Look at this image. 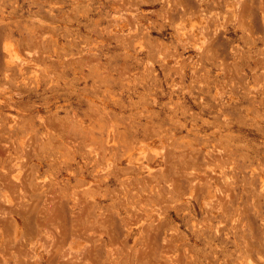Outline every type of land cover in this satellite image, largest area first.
<instances>
[{
	"label": "rangeland",
	"instance_id": "1",
	"mask_svg": "<svg viewBox=\"0 0 264 264\" xmlns=\"http://www.w3.org/2000/svg\"><path fill=\"white\" fill-rule=\"evenodd\" d=\"M0 264H264V0H0Z\"/></svg>",
	"mask_w": 264,
	"mask_h": 264
},
{
	"label": "bare ground",
	"instance_id": "2",
	"mask_svg": "<svg viewBox=\"0 0 264 264\" xmlns=\"http://www.w3.org/2000/svg\"><path fill=\"white\" fill-rule=\"evenodd\" d=\"M98 162L100 163V161H98ZM99 163H98V165H100ZM81 172H82V170H81ZM82 173H83V172H82ZM47 175H48V174H47ZM49 175H50V174H49ZM50 177H51V176H50ZM14 178H15V177H14ZM81 178L84 179V177H81ZM47 179H48V178H47ZM78 179H79V178H78ZM82 179H81V180H82ZM79 180H80V179H79ZM81 180H80V182H81ZM16 181H17V180H16ZM47 181H48V180H47ZM83 181H84V180H83ZM98 182H99V181H98ZM12 183H13V182H12ZM53 183H54V181H53ZM77 183H78V182H77ZM81 184H82V183H81ZM96 184H97V183H96ZM19 185H20V184H19ZM53 185H54V184H53ZM83 185H84V184H83ZM97 185H98V184H97ZM15 186H16V185H15ZM44 186H45V185H44ZM48 186H49V185H48ZM48 186H47V187H48ZM54 186H55V185H54ZM81 186H82V185H81ZM94 186H95V185H94ZM43 188L45 189V187H43ZM19 189H20V187H19ZM53 189H55V188H53ZM20 190H21V189H20ZM50 190H52V189H50ZM91 190H93V189H91ZM94 190H95V189H94ZM47 191H48V190H47ZM47 191H46V192H47ZM88 191H89V190H88ZM57 193H58V192H57ZM77 193H78V192H77ZM79 193H80V192H79ZM94 193H95V192H94ZM58 194H59V193H58ZM84 194H85V193H84ZM44 195H46V194H44ZM81 195H82V194H80V196H81ZM93 195H95V194H93ZM47 196H48V195H47ZM76 196H77V195H76ZM84 196H85V195H84ZM73 197H74V196H73ZM77 197H78V196H77ZM81 197H82V196H81ZM60 199H62V198H60ZM77 200L79 201L78 198H77ZM77 200H76V201H77ZM80 201H81V200H80ZM86 201H87V200H86ZM50 203H51V201H50ZM85 203H87V202H85ZM75 204H76V203H75ZM77 204H78V202H77ZM83 204H84V203H83ZM83 204H82V205H83ZM84 205H85V204H84ZM90 205H91V204H90ZM84 207H85V206H84ZM86 207H87V206H86ZM90 207H91V206H90ZM80 209H81V208H80ZM48 211H49V209H48ZM79 211H80V210H79ZM86 212H87V211H86ZM51 214H53V213H51ZM86 214H87V213H86ZM48 215H49V214H48ZM80 216H81V215H80ZM80 216H79V217H80ZM85 218H86V217H85ZM79 220H82V219H79ZM77 222H79V221H77ZM87 222H90V221L88 220ZM80 224H81V223H80ZM87 225H88V223H87ZM87 225H86V226H87ZM76 227H77V225H76ZM88 227H89V226H88ZM92 228H93V227H92ZM76 229H77V228H76ZM51 231H52V230H51ZM87 231H88V230H87ZM54 233H55V232H54ZM90 233H91V232H90ZM50 234H51V233H50ZM75 234H76V233H75ZM77 234H78V233H77ZM89 235H90V234H89ZM74 236L77 237L78 235H74ZM74 236H73V238H74ZM55 237H56V236H55ZM76 237H75V238H76ZM52 239H53V237H52ZM75 240H76V239H75ZM74 242H75V241H74ZM66 251H67V250H66ZM67 253H68V252H67ZM63 256H64V255H63Z\"/></svg>",
	"mask_w": 264,
	"mask_h": 264
}]
</instances>
